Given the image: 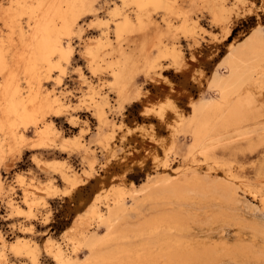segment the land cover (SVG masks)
Returning <instances> with one entry per match:
<instances>
[{
    "label": "bare ground",
    "instance_id": "bare-ground-1",
    "mask_svg": "<svg viewBox=\"0 0 264 264\" xmlns=\"http://www.w3.org/2000/svg\"><path fill=\"white\" fill-rule=\"evenodd\" d=\"M123 1L135 5L140 28L144 23L151 24L152 7L177 10L174 0ZM221 1H212L217 19L225 18L226 6L218 3ZM100 2L0 0V197L5 191L1 167L9 155L21 156L27 146L32 151L59 146L71 152L89 153L79 136L62 137L55 123L47 122L48 115L59 118L69 112L70 105L59 92L42 97V88L43 80L52 78L57 85L62 84L66 67L74 58L73 41L75 37L82 39L80 23L97 15ZM113 10L114 16H123L115 29L120 38L125 30L135 26L129 15ZM179 28L187 35L195 32V26L187 20ZM94 40L95 48L93 43H86L85 50L97 58L96 52L107 45V32L104 30ZM117 52L120 58L111 67L114 83L121 84L132 68L131 57L121 47ZM161 53L176 64L184 61L182 52L175 47ZM150 63L148 66L155 70V62ZM183 65L205 90L197 99L190 93L176 95L177 99L188 97L191 112L179 106L173 94L175 84L164 76L162 80L170 94L152 106L146 105L144 110L155 116L158 126L167 129L168 137H158L156 123H139L128 130L137 131L143 139L156 144L152 151L139 154L133 164L144 167L152 160L160 172L148 175L140 186L122 174L131 188H115L113 198L105 192L106 213L94 206L88 210L98 224L93 232L81 234L73 256L65 254L55 240L45 239L42 251L56 264H264V184L245 183L234 172L233 161L218 157L219 152L244 155L264 151V26L259 24L244 40L231 42L209 76L200 68H190L184 62ZM106 104L104 99L93 104V115L100 127L106 124ZM69 122L77 123L73 118ZM30 131L37 139L30 141ZM180 132L189 141L183 161L172 168L168 154L175 147L174 136ZM101 135L98 137L104 151L114 153L110 137ZM158 146L165 151V157L160 156ZM122 159L125 164L127 155ZM34 162L42 169H52L73 187L79 183L75 174L64 171L62 161L47 162L49 165L45 166L34 157ZM126 165L123 172L132 168L129 163ZM256 171L261 175L264 163ZM19 180L24 183L23 176ZM34 187L52 198L65 192L52 184ZM25 203L29 210L16 207L15 212L31 217L38 202L26 198ZM80 204H84V199H80ZM146 204L154 214L142 220ZM232 231L234 236L230 235ZM135 239L141 243L132 244ZM9 248L17 258L28 259V264H40L39 248L33 241L18 237L9 243ZM5 256V249L1 250L0 257Z\"/></svg>",
    "mask_w": 264,
    "mask_h": 264
},
{
    "label": "rangeland",
    "instance_id": "rangeland-1",
    "mask_svg": "<svg viewBox=\"0 0 264 264\" xmlns=\"http://www.w3.org/2000/svg\"><path fill=\"white\" fill-rule=\"evenodd\" d=\"M122 1L101 0L97 15L82 19V39L75 37L73 41L74 58L66 67L62 84L57 85L54 78L43 80L42 97H46L48 93L59 92L70 105L69 112L59 118L48 115L47 122L53 121L62 137L79 136L83 144L89 147V153L71 152L70 149L64 150L59 146L51 148L52 150L32 151L27 146L21 156L9 155L6 164L1 167L5 191L0 197V251L5 249L6 256L0 257V264L29 263L28 259L17 258L9 248V243L18 237L27 238L38 245L40 264H56L43 252L45 239L55 240L65 254L73 256L75 243L82 238L81 234L93 232L98 224L88 215V210L94 206L106 213L105 192H108L109 198H113L115 188H131V183L126 180H132L136 186H140L148 175H158L160 172L161 169H156L152 160H148L144 167L133 164L139 154L144 155L152 151L156 144L150 139H143L137 131L128 130L135 128L139 123H156L158 137H168L167 129L158 126L155 116L152 113L146 114L144 110L146 105L152 106L156 100L170 94L167 84L163 81L164 76L172 79L175 84L173 94L176 102L183 110L191 112L188 97L177 99L176 95L178 92L181 93L180 97L182 93H190L197 99L205 90L193 81L191 72L184 69L183 62L190 68H200L209 76L231 42L244 40L259 24L264 26V0L218 2L226 6L224 19L214 18L213 0H174L177 10H155L156 8L152 7V22L144 23L142 28L137 25L135 5ZM113 9H117L119 14L129 15L135 26L125 30L120 38L115 29L123 16H114ZM185 20L195 26V32L191 35L183 33L179 28ZM104 30L107 32V45L96 52L99 55L97 58H93L85 50L86 43H93L95 48L94 39L100 37ZM119 47L128 52L131 57L129 68H132L127 71L123 83L115 84L111 66L120 58L117 52ZM172 47L182 52V65L176 64L169 56L162 57L161 51ZM150 62H155V70L148 66ZM90 63L93 67H90ZM102 99L107 102L104 106L106 124L100 127L93 115V104ZM71 118L77 123H70ZM100 134L110 137L115 145L114 153L108 154L104 151L98 137ZM28 137L30 141L37 139L34 131H30ZM188 141L182 132L174 136L175 147L168 154L172 168L183 161ZM158 148L160 156L165 157V151L159 146ZM135 149L139 151H134ZM124 155L128 157L126 163L132 167L127 172H123L127 166L122 162ZM218 155L224 161H233L234 172L244 182L248 181L254 186L264 184V171L261 175L256 171L264 163V151L251 154L246 152L244 155H232L227 151L224 154L219 152ZM34 157L45 166L51 162L62 161L64 171L70 175L75 174L79 183L76 187L65 183L52 169L38 167ZM124 173L126 180L122 178ZM19 175L23 176L24 183L19 180ZM47 184L67 193L59 192L52 198L34 187ZM28 192H34L35 195L27 194ZM26 198L38 202L33 206L31 217L26 213L19 215L15 212L16 207L29 210V205L25 203ZM80 199H84L83 205L80 204ZM249 201L259 206L258 202H253L250 198ZM142 210V220L154 214L149 211V204L143 206ZM234 234L235 231L230 233L231 236ZM139 243L140 239L132 242L134 245Z\"/></svg>",
    "mask_w": 264,
    "mask_h": 264
}]
</instances>
